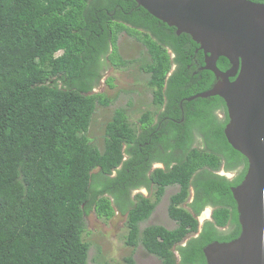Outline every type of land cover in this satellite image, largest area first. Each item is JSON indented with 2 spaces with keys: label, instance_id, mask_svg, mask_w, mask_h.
<instances>
[{
  "label": "trees",
  "instance_id": "16d2710c",
  "mask_svg": "<svg viewBox=\"0 0 264 264\" xmlns=\"http://www.w3.org/2000/svg\"><path fill=\"white\" fill-rule=\"evenodd\" d=\"M122 32L149 53L141 69L150 75L156 107L167 100L175 113L180 98L206 91L216 81L205 69L199 74L206 81L199 83L188 69L190 54L205 63L191 35L178 34L135 0H0V264H89L88 216L95 211L108 220L116 208L127 214L126 244H142L162 264H205L204 247L240 235L232 188L243 181L249 161L227 139L229 113L221 96L185 99L183 105L192 108L186 132L171 123V138H160L162 148L157 141L145 146L151 129L138 132L122 107L105 125L101 147L88 135L97 106L113 102L92 93L107 60L117 67L134 62L119 52ZM174 63L177 69L170 74ZM217 64L231 66L225 56ZM216 108L223 110V120ZM152 120L150 111L140 117L144 126ZM192 131L204 137V147L195 145ZM155 161L165 167L148 175ZM222 166L242 169L228 178L216 173ZM143 186L154 188L155 198L131 196ZM169 186L180 188L168 207L177 225L141 228ZM192 187L195 199L183 205ZM207 206L213 207L212 219L190 237ZM229 222L231 231L221 230ZM124 260L136 264L133 253Z\"/></svg>",
  "mask_w": 264,
  "mask_h": 264
},
{
  "label": "water",
  "instance_id": "95a60500",
  "mask_svg": "<svg viewBox=\"0 0 264 264\" xmlns=\"http://www.w3.org/2000/svg\"><path fill=\"white\" fill-rule=\"evenodd\" d=\"M135 1L176 27L178 34H190L204 51L203 68L214 72L217 82L189 99L219 95L225 100L229 113L225 134L249 161L243 181L232 188L241 233L204 247L205 264H264V2ZM220 56L229 59L227 70L219 68Z\"/></svg>",
  "mask_w": 264,
  "mask_h": 264
},
{
  "label": "rangeland",
  "instance_id": "374dc122",
  "mask_svg": "<svg viewBox=\"0 0 264 264\" xmlns=\"http://www.w3.org/2000/svg\"><path fill=\"white\" fill-rule=\"evenodd\" d=\"M118 46L122 57L134 60V62L117 67L107 60L108 65L103 72L101 81L92 91V93H102L113 98L110 105L97 106L89 129L88 135L100 147L103 145L105 125L117 107L127 110L132 125L136 127L140 125V117L145 111L160 110L153 103V93L148 84L150 75L141 69L142 63L150 58L145 46L127 32H122L119 35ZM178 190L176 186L167 188L156 210L148 220L141 223V228L150 224H163L169 228L177 225L169 215L168 206L171 195ZM153 192L154 190L150 193L148 190L142 189L140 193L155 198ZM209 209H206L208 213ZM199 218L201 219L200 223L203 224L204 215L201 214ZM206 218H210V216ZM87 220L89 231L84 233V238L91 243L89 264H100L103 261H106L107 264H126L124 258L131 253L134 255L136 264H160V260L148 253L142 244L136 247L126 244L127 214H123L118 208H116L115 215L108 220L98 217L95 211L90 213Z\"/></svg>",
  "mask_w": 264,
  "mask_h": 264
},
{
  "label": "flooded vegetation",
  "instance_id": "af4514ba",
  "mask_svg": "<svg viewBox=\"0 0 264 264\" xmlns=\"http://www.w3.org/2000/svg\"><path fill=\"white\" fill-rule=\"evenodd\" d=\"M200 51V49H197L196 52L198 53ZM191 56V60L192 62H188V69L192 70V75L194 76H197L199 79H198V82L199 83H205V77H203L202 74H199L200 71H204L205 68L204 67V64H201V61L199 59V56L196 55V54H190ZM187 58V57H186ZM189 59V55H188V58ZM220 68V67H219ZM229 67H227L226 69H222V70H227ZM177 69V63H174L172 65V68H171V71H170V74L172 72H174L175 70ZM221 69V68H220ZM198 74L200 76H198ZM219 80V79H218ZM231 80H234V77H231ZM217 82V78H216V81ZM215 82L213 83V85L215 84ZM168 84H166L164 87L166 88ZM186 87H190L189 85H187ZM196 95V94H195ZM194 96V95H192ZM190 96V97H192ZM178 97V96H177ZM190 97H182L179 99V108L178 110H176L177 112L173 113V110L170 111V109L168 108V104H167V100H165L164 104L161 106V109L160 110H156V111H153L151 112V110H147V111H150L153 115V120L151 123L147 124L146 126L143 125L142 122H140V125L138 126V132H144V129L145 131L146 130H149L151 129V131H149V134L147 135V141L144 142L145 146H153V141H157V145H159L161 148H162V142H159L160 141V138H164L167 139V138H171V132L168 130L169 127H171V123H178L179 126H177V128L181 131V133H184L186 132V128L188 127L186 125L187 123V120H188V117H187V113L189 112V110H191L192 108H188V107H185L183 105L184 103V100L186 99L188 102H191L192 100L194 99H189ZM198 98V97H197ZM207 98V97H206ZM118 108V107H117ZM158 108V107H157ZM169 109V111H168ZM163 110H166V112L164 113V115H161V112ZM147 111H145L144 113H146ZM215 112L218 114V118L223 120V118L225 117V114L223 112L222 109L220 108H216L215 109ZM168 113V115H167ZM126 114L129 118V115H128V112L126 110ZM130 121V119H129ZM131 122V121H130ZM132 123V122H131ZM193 132V136H194V142H195V145L197 146H201V147H204L205 146V141H204V137L197 133L196 131H192ZM173 142H176L175 140ZM158 149V148H157ZM128 155V154H126ZM148 158V157H146ZM158 167H165L164 163L160 162V161H155L153 162L151 165H150V171L148 173V175L153 171L155 170L156 168ZM242 169V166L239 167V168H236V169H227L225 168L224 166H222L221 168L217 169L216 170V173L220 174V175H225L227 176L228 178H234L235 176H237L240 171ZM170 187V186H169ZM179 188V186H176ZM142 189H146L148 190L150 193H152L153 191V188L152 189H149L148 187H140V188H137L135 189L133 192H132V197L135 198V196L140 193L142 191ZM179 191V190H178ZM195 194H196V191L195 189L192 187L191 188V194L189 196V199L187 201H185L183 203V205H188L190 202L194 201L195 199ZM153 196H154V192H153ZM146 197H150V196H146ZM169 207V206H168ZM210 207L209 209V213L207 212L208 208ZM207 209V210H206ZM205 211V212H204ZM211 211V213H210ZM204 213H207L208 216H210V218H206L208 217L207 214L205 216L204 219V223L207 219H212V213H213V207L212 206H207L205 207V209L197 215V218L199 219V223L201 222V219L199 218V216H201V214H204ZM203 221V220H202ZM203 224L200 225L199 227V230L196 232V234L194 235H191L190 237L192 236H197L199 234V232L202 230L203 228ZM223 231H226L228 228H229V231H231V223L229 222V225H226L224 227H221ZM190 237L186 238L184 241H183V244H187L188 240L190 239ZM177 257H178V261L180 262L181 261V254L179 253V251L177 250ZM153 255L154 257H157L155 256L154 254H151ZM158 258V257H157ZM160 260V258H158ZM160 264H162L161 260H160Z\"/></svg>",
  "mask_w": 264,
  "mask_h": 264
},
{
  "label": "bare ground",
  "instance_id": "6f19581e",
  "mask_svg": "<svg viewBox=\"0 0 264 264\" xmlns=\"http://www.w3.org/2000/svg\"><path fill=\"white\" fill-rule=\"evenodd\" d=\"M210 208V207H209ZM210 213H211V211H210ZM204 215V217L206 216L205 214H203ZM201 225V224H200Z\"/></svg>",
  "mask_w": 264,
  "mask_h": 264
}]
</instances>
